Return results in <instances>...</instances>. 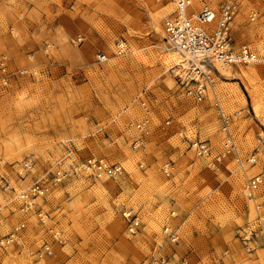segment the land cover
<instances>
[{"label": "rangeland", "instance_id": "1", "mask_svg": "<svg viewBox=\"0 0 264 264\" xmlns=\"http://www.w3.org/2000/svg\"><path fill=\"white\" fill-rule=\"evenodd\" d=\"M170 8L156 0H0V177L10 184L0 190V236L26 225L0 249V264H137L153 254L169 264H264V237L248 251L238 235L256 217L248 181L264 177V0H242L233 25L236 44L249 43L261 60L235 68V77L218 74L202 102L171 73L180 56L166 48ZM217 100L234 114L239 150L253 163L216 162L192 148L198 135L221 151ZM147 115L151 130L142 135L132 123ZM90 156L121 162L126 175L80 172ZM25 160L33 165L21 178ZM56 169L72 174L49 184ZM40 178L49 190L35 209L49 214L47 225L16 196ZM257 194L264 199V184ZM130 209L141 219L133 234ZM168 224L179 228L178 242L164 234ZM47 241L51 253L40 257Z\"/></svg>", "mask_w": 264, "mask_h": 264}, {"label": "built area", "instance_id": "2", "mask_svg": "<svg viewBox=\"0 0 264 264\" xmlns=\"http://www.w3.org/2000/svg\"><path fill=\"white\" fill-rule=\"evenodd\" d=\"M170 10L163 16V25L167 44L173 50L180 53L179 61L170 67L175 78L177 87L185 96L196 102L204 101L216 84L218 74L227 77L230 71L243 65L252 64L261 60L259 52L250 44L237 45L234 37L233 25L240 13L242 0H156ZM257 11L250 13V20L257 21ZM99 60H106L104 52L98 54ZM6 70L5 61L0 62V73ZM221 120L222 149L215 153L212 143L195 135L191 140L195 152L212 161L221 162L224 158L231 156L239 167L247 163H253L255 156L244 157L236 141L231 125L234 114L224 110L220 100L215 102ZM132 125L146 135L151 130L150 117L144 116L141 120ZM141 141L136 140L135 146ZM71 151L69 154H72ZM33 163L25 160L20 164L18 174L24 178L31 171ZM76 168L83 173L94 176L107 175L112 179L119 180L126 175V168L121 162H111L103 157L90 156L83 159ZM50 183L63 181L72 173L62 169L51 172ZM43 179V178H42ZM38 179L26 188L17 192L16 196L24 201L25 211L37 210V215L42 225H47L50 216L42 209H35L34 199L43 196L49 190V184ZM49 179H46L49 181ZM264 184V177L261 174L251 177L248 181L247 190L250 198L254 200L256 217L242 226L238 235L248 251L255 246L256 237H264V199H259L257 192ZM10 188L9 182L0 177V190ZM175 214V211H173ZM127 220L129 233H136L141 226L140 216L133 209L124 212ZM21 223L14 230L4 236H0V249H6L13 244L25 228ZM53 238L62 243L64 241L62 231L55 225L49 226ZM164 234L172 242L180 239L179 228L174 224L164 227ZM51 253V244L47 241L38 250L40 257ZM137 264H169L164 255L153 254Z\"/></svg>", "mask_w": 264, "mask_h": 264}, {"label": "bare ground", "instance_id": "3", "mask_svg": "<svg viewBox=\"0 0 264 264\" xmlns=\"http://www.w3.org/2000/svg\"><path fill=\"white\" fill-rule=\"evenodd\" d=\"M166 43H167V41H166ZM248 44H249V43H248ZM165 46H166V45H165ZM166 48H167L168 50H172V51H171V53H172L171 55H172L173 57L178 58V57L180 56V55H179L180 53H179L178 51L173 50V49L170 48L169 46H166ZM255 49H256V48H255ZM178 59H179V58H178ZM178 59H177V60H178ZM174 60H175V59H174ZM178 61H179V60H178ZM174 62H175V61H174ZM176 62H177V61H176ZM171 63H172V62H171ZM172 65H173V64H172ZM231 73H232V71H230V73H228V74H229V75H232L233 77H235L234 74H233V73L231 74ZM238 74H239V73H238ZM241 74H242V72L240 73V75H241Z\"/></svg>", "mask_w": 264, "mask_h": 264}]
</instances>
